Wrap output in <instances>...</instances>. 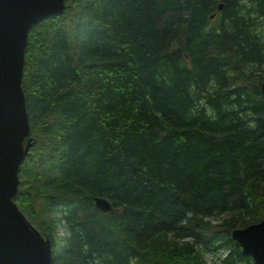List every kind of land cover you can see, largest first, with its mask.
Returning a JSON list of instances; mask_svg holds the SVG:
<instances>
[{
	"label": "trees",
	"instance_id": "obj_1",
	"mask_svg": "<svg viewBox=\"0 0 264 264\" xmlns=\"http://www.w3.org/2000/svg\"><path fill=\"white\" fill-rule=\"evenodd\" d=\"M24 59L14 201L51 264H254L231 231L264 216V0H66Z\"/></svg>",
	"mask_w": 264,
	"mask_h": 264
},
{
	"label": "water",
	"instance_id": "obj_2",
	"mask_svg": "<svg viewBox=\"0 0 264 264\" xmlns=\"http://www.w3.org/2000/svg\"><path fill=\"white\" fill-rule=\"evenodd\" d=\"M66 0H0V264H51L53 249L19 209L18 170L34 144L22 87L28 32L43 19L62 14ZM223 8V3L217 6ZM213 18V15L210 16ZM264 96V81L260 86ZM102 212L112 210L94 197ZM231 238L254 264H264V216L231 231Z\"/></svg>",
	"mask_w": 264,
	"mask_h": 264
},
{
	"label": "rangeland",
	"instance_id": "obj_3",
	"mask_svg": "<svg viewBox=\"0 0 264 264\" xmlns=\"http://www.w3.org/2000/svg\"><path fill=\"white\" fill-rule=\"evenodd\" d=\"M58 233L60 235H64V233H65L64 229L61 226L58 228ZM217 258H218L217 256H215L213 258V257H210L209 255H206V260H207L208 264H217L216 263L218 260Z\"/></svg>",
	"mask_w": 264,
	"mask_h": 264
}]
</instances>
